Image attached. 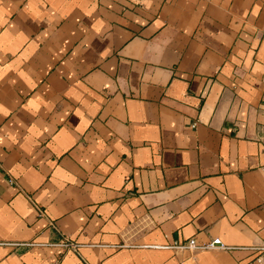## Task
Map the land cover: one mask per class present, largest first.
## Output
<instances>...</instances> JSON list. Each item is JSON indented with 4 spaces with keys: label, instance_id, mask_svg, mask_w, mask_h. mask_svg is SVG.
Masks as SVG:
<instances>
[{
    "label": "crops",
    "instance_id": "1",
    "mask_svg": "<svg viewBox=\"0 0 264 264\" xmlns=\"http://www.w3.org/2000/svg\"><path fill=\"white\" fill-rule=\"evenodd\" d=\"M263 166L264 0H0V264H264Z\"/></svg>",
    "mask_w": 264,
    "mask_h": 264
},
{
    "label": "built area",
    "instance_id": "2",
    "mask_svg": "<svg viewBox=\"0 0 264 264\" xmlns=\"http://www.w3.org/2000/svg\"><path fill=\"white\" fill-rule=\"evenodd\" d=\"M263 172H264V166L262 167ZM38 209V211L43 214L44 211L41 208L40 205L36 204L35 205ZM12 245H30L31 243H9ZM57 245L62 246V247H66V248H77L78 244L75 242H72L68 237H65L63 239H61ZM170 247L174 248V249H188L192 252L194 251H198V250H205V249H234L236 247L234 246H230L225 244L220 238H214L211 241L205 242V243H201L199 242L196 238L192 237L186 241L183 242H177V243H173V245H171ZM246 249H250L253 250L255 252H257L259 254V257H264V241L260 244L257 245H253L250 247H244ZM181 264H194V261L192 258H188L184 261L181 262Z\"/></svg>",
    "mask_w": 264,
    "mask_h": 264
}]
</instances>
